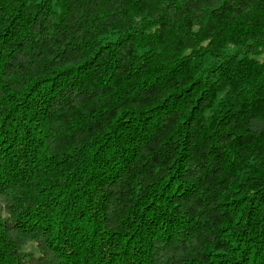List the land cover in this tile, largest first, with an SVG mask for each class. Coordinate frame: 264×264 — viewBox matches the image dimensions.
I'll use <instances>...</instances> for the list:
<instances>
[{
	"label": "trees",
	"instance_id": "trees-1",
	"mask_svg": "<svg viewBox=\"0 0 264 264\" xmlns=\"http://www.w3.org/2000/svg\"><path fill=\"white\" fill-rule=\"evenodd\" d=\"M261 54L264 0H0V264H264Z\"/></svg>",
	"mask_w": 264,
	"mask_h": 264
},
{
	"label": "rangeland",
	"instance_id": "rangeland-1",
	"mask_svg": "<svg viewBox=\"0 0 264 264\" xmlns=\"http://www.w3.org/2000/svg\"><path fill=\"white\" fill-rule=\"evenodd\" d=\"M227 52H228L229 54H233V53L236 52V48L233 47V46H229V47L227 48ZM252 58H256V59H258V60H260V61H264V54H261V55H258V56H253ZM22 251L25 252V253H33V254H35V255H39V252H38V249H37V247H36V244H35V243H32V242L29 243V244H27V245L23 248Z\"/></svg>",
	"mask_w": 264,
	"mask_h": 264
}]
</instances>
